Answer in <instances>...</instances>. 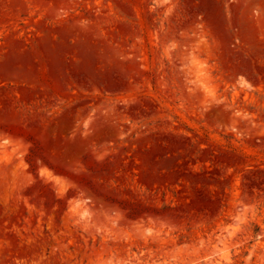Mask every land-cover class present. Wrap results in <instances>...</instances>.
<instances>
[{"label":"rangeland","instance_id":"374dc122","mask_svg":"<svg viewBox=\"0 0 264 264\" xmlns=\"http://www.w3.org/2000/svg\"><path fill=\"white\" fill-rule=\"evenodd\" d=\"M0 264H264V0H0Z\"/></svg>","mask_w":264,"mask_h":264}]
</instances>
